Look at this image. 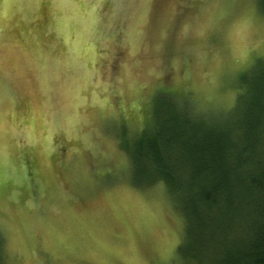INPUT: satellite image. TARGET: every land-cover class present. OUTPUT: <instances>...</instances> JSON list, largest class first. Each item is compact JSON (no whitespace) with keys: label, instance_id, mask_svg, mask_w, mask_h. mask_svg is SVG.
Returning a JSON list of instances; mask_svg holds the SVG:
<instances>
[{"label":"clouds","instance_id":"1","mask_svg":"<svg viewBox=\"0 0 264 264\" xmlns=\"http://www.w3.org/2000/svg\"><path fill=\"white\" fill-rule=\"evenodd\" d=\"M260 5L0 0V264H200L184 193L137 182L128 148L159 90L193 121L231 116L264 59Z\"/></svg>","mask_w":264,"mask_h":264},{"label":"trees","instance_id":"2","mask_svg":"<svg viewBox=\"0 0 264 264\" xmlns=\"http://www.w3.org/2000/svg\"><path fill=\"white\" fill-rule=\"evenodd\" d=\"M239 86L246 92L223 122L193 121L174 97L158 100L153 131L133 149L138 182L162 176L184 193L181 251L200 264H264V61Z\"/></svg>","mask_w":264,"mask_h":264},{"label":"rangeland","instance_id":"3","mask_svg":"<svg viewBox=\"0 0 264 264\" xmlns=\"http://www.w3.org/2000/svg\"><path fill=\"white\" fill-rule=\"evenodd\" d=\"M261 6V5H260ZM262 8V7H261ZM260 61H264V59H261V60H258V62H260ZM257 62V63H258ZM246 74V73H245ZM173 98V96L170 94V93H168L167 91H165V90H159L157 93H156V95H155V97H154V99H153V119H154V123H155V118H156V104H157V102H158V100H167V99H172ZM150 131H153V128H149V129H146L145 131H144V133L146 132V133H149ZM125 133H126V129H125ZM140 138V137H139ZM134 146H135V143L131 146V147H129L128 148V150L130 151V153H131V155H132V157H133V160H134V163H135V165H136V162H135V157H134V155H133V149H134ZM125 147H128V145H127V143L125 144ZM136 174V173H135ZM137 180V179H136ZM138 182V181H137Z\"/></svg>","mask_w":264,"mask_h":264}]
</instances>
